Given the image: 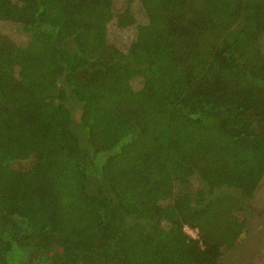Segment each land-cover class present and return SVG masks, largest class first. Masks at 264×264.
<instances>
[{
  "label": "trees",
  "instance_id": "trees-1",
  "mask_svg": "<svg viewBox=\"0 0 264 264\" xmlns=\"http://www.w3.org/2000/svg\"><path fill=\"white\" fill-rule=\"evenodd\" d=\"M263 179L264 0H0V264H221Z\"/></svg>",
  "mask_w": 264,
  "mask_h": 264
},
{
  "label": "rangeland",
  "instance_id": "rangeland-1",
  "mask_svg": "<svg viewBox=\"0 0 264 264\" xmlns=\"http://www.w3.org/2000/svg\"><path fill=\"white\" fill-rule=\"evenodd\" d=\"M248 202L250 223L246 238L226 251L221 264H264V179ZM47 239L50 236L44 239V245L39 246L41 252L47 250L44 248L49 242ZM113 264L120 263L115 261Z\"/></svg>",
  "mask_w": 264,
  "mask_h": 264
}]
</instances>
